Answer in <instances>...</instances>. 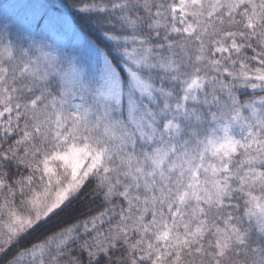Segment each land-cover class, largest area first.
<instances>
[{
  "label": "snow or ice",
  "instance_id": "obj_1",
  "mask_svg": "<svg viewBox=\"0 0 264 264\" xmlns=\"http://www.w3.org/2000/svg\"><path fill=\"white\" fill-rule=\"evenodd\" d=\"M0 170L58 188L0 264H264V0H0Z\"/></svg>",
  "mask_w": 264,
  "mask_h": 264
},
{
  "label": "clouds",
  "instance_id": "obj_2",
  "mask_svg": "<svg viewBox=\"0 0 264 264\" xmlns=\"http://www.w3.org/2000/svg\"><path fill=\"white\" fill-rule=\"evenodd\" d=\"M3 175L0 170V176ZM32 176L31 183H18L11 184L5 181L6 187L0 188V233L7 235V228L10 226L20 227L16 223L17 216L24 219H31L33 224H36L37 212H42V206H34L32 201H37L38 205H44L51 202L54 198L55 192L58 190L57 185L53 182L51 185L48 183V178L42 176L39 172L30 174ZM61 177L64 176L63 170L59 171ZM43 219V216L41 217ZM24 231H28V227H24ZM60 231L50 233L46 237L44 258L39 264H56V257L60 253L58 245L61 243ZM51 256V260H46ZM63 264H70L68 260H64Z\"/></svg>",
  "mask_w": 264,
  "mask_h": 264
},
{
  "label": "trees",
  "instance_id": "obj_3",
  "mask_svg": "<svg viewBox=\"0 0 264 264\" xmlns=\"http://www.w3.org/2000/svg\"><path fill=\"white\" fill-rule=\"evenodd\" d=\"M73 22L85 30H87V24L79 18H74ZM67 211V210H66ZM77 217L66 218L65 213L61 212L57 215L52 216L48 221L41 223L34 231H32L28 236H26L19 245L13 248V253L29 249L36 244L46 243V237L53 232L61 231L63 228L74 223ZM64 249H60L63 252ZM44 258L43 256H37L35 258L31 256H26L24 264H39L40 260ZM51 256H48L46 260H51ZM61 259L67 260L68 258L62 257Z\"/></svg>",
  "mask_w": 264,
  "mask_h": 264
}]
</instances>
